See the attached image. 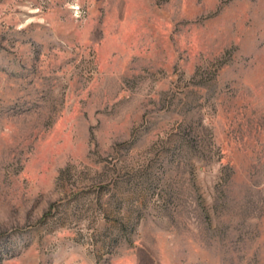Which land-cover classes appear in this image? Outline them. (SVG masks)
Listing matches in <instances>:
<instances>
[{
	"label": "rangeland",
	"instance_id": "374dc122",
	"mask_svg": "<svg viewBox=\"0 0 264 264\" xmlns=\"http://www.w3.org/2000/svg\"><path fill=\"white\" fill-rule=\"evenodd\" d=\"M0 264H264V0H0Z\"/></svg>",
	"mask_w": 264,
	"mask_h": 264
}]
</instances>
